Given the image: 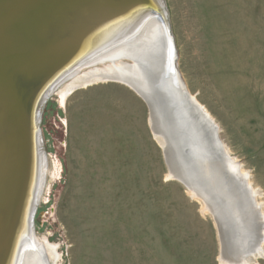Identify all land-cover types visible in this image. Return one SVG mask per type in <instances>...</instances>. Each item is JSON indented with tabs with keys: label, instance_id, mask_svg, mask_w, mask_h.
Wrapping results in <instances>:
<instances>
[{
	"label": "rangeland",
	"instance_id": "1",
	"mask_svg": "<svg viewBox=\"0 0 264 264\" xmlns=\"http://www.w3.org/2000/svg\"><path fill=\"white\" fill-rule=\"evenodd\" d=\"M161 3L175 39L176 71L249 176L258 201L246 193L260 203L254 210L260 220L264 0ZM86 71L58 83L40 123L46 153L32 240L47 264H221L214 217L170 175L146 100L120 81H78ZM73 80L76 88L63 102L60 92ZM260 227L256 219L254 229ZM47 244L57 246L56 262ZM250 261L264 264V243Z\"/></svg>",
	"mask_w": 264,
	"mask_h": 264
},
{
	"label": "bare ground",
	"instance_id": "2",
	"mask_svg": "<svg viewBox=\"0 0 264 264\" xmlns=\"http://www.w3.org/2000/svg\"><path fill=\"white\" fill-rule=\"evenodd\" d=\"M152 6L144 0H0V264H47L33 243L27 221L40 189L34 181L45 160L33 140L27 139L23 123L28 83L20 90H7L8 84L20 86L27 76H33L28 80L32 82L51 65L72 64L127 20L131 22L125 38L90 55L92 61L86 59L71 67L61 81L88 68L78 81L116 80L132 87L149 102L150 125L162 144L170 175L197 198L204 213L213 215L222 242L221 264H250L251 257L262 250L264 216L259 220L254 215L255 204L260 206L256 191L240 165L218 147L219 140L208 126L212 117L188 96L178 71L169 69L172 47L162 18L151 11ZM105 61L107 66L96 67ZM91 64L95 66L89 67ZM76 85L73 80L60 92L63 102ZM161 95L169 97L170 101L163 100L166 105L160 101ZM30 149L32 163L28 161ZM24 174L27 183L20 191ZM246 192L257 200L255 204ZM256 219L262 227L255 230ZM254 231L260 238L256 245ZM47 247L56 262L57 246Z\"/></svg>",
	"mask_w": 264,
	"mask_h": 264
},
{
	"label": "water",
	"instance_id": "3",
	"mask_svg": "<svg viewBox=\"0 0 264 264\" xmlns=\"http://www.w3.org/2000/svg\"><path fill=\"white\" fill-rule=\"evenodd\" d=\"M144 1H146L147 3L148 2L151 3L153 5L152 8H150L151 11L153 13H155L156 16L162 18L161 21L163 23L164 28L166 29L167 36L169 38V41H170V44H171V47H172V52H173L172 53V61L170 62V66L171 67L169 69L176 70L175 67L177 65L176 64L177 63V49H176V45H175V41H174L175 39H174V36H173V33H172L171 25H170V22H169V13H168V10H167V6H166V3H165V0H164L165 4H163V5L162 4L160 5L158 3V1H157V4L154 3L152 0H144ZM130 22H131V20L129 22L127 20V21L123 22L125 24L124 25L122 24L123 26H121L120 29L117 30V28H115L112 31V33L110 31V33L107 34L108 36H105L103 38V41H100L95 47H93V49L90 51L89 54H86L85 56H82L79 59L77 58L78 60H75L74 62H72V64H70V65L67 64V65H65L63 67L61 63H59V64L57 63V65H61V66L58 67L59 69L56 68V67L52 68V65H51L50 67H48L46 69H43L41 74H39L38 76L33 78L32 82H28V80L30 78H32L33 76L32 75L27 76V79L24 82H22L20 84V86L19 85L12 86L11 85L12 82L10 84H8V86H7L8 89L7 90H9L10 88L11 89L14 88V90H20L19 87H21L23 83H24V87H26V85L28 83V87H27L26 92H25V94H27V96H26V105H25V108H24L25 109V116L23 118V123H24L25 129L27 131V134H26L27 139L29 138V140H33L35 146L38 148V150L40 152H44L45 151V148L43 146V142L41 141V134L42 133H41V128H40V123H41V119H42L43 110H44V107H45V105H46V103L48 101V98L50 97L52 92L55 90V87H57L58 83L61 82V79H62L61 77L71 67L76 66V65L78 67V65L79 64L81 65V63L84 60H86V59L89 60L90 59L89 58L90 55H92L93 53H96V52H100L101 53V51H103L104 48L108 47L109 45L114 46V43L117 44L119 40H121L122 38H125V36H127L128 32H129V31H127L126 28L129 26ZM124 29H125V31H123ZM89 61H92V59L89 60ZM52 73H54V74H52ZM49 74L50 75L52 74V76L50 78H48ZM166 97H168V95ZM159 98H161L160 101L162 102V104H165V105H166V103H165L166 100L170 101L169 97L165 98V97H162V95L159 96ZM182 102H183V106H184V109H185L186 104H185L184 100H182ZM147 105L149 106V102L147 103ZM173 106L175 107V104H173ZM174 107H173V112L175 110ZM165 109L167 110V108H165ZM189 110L188 111H189L190 115L195 117L194 114L192 113V110L191 109H189ZM149 111H150V108H149ZM174 113H176V112H174ZM170 118L172 119V114L171 113H170ZM174 120H177L176 117H174ZM200 123L202 125V121ZM201 125H200V127H201ZM202 126H204V125H202ZM208 126H211L213 128V130H212L213 136H214V138L216 140H219V145L220 146L218 145V147L220 148V150L222 152L226 153L225 145L222 143V141H221L222 139H220L218 125L215 124L214 122H212L211 125H208ZM45 153H46V151H45ZM45 153H43V154L45 155ZM228 156H229V154H228ZM32 157H33V153H32V151L30 149L29 153H28V161L29 162L31 161V163H32ZM165 160H166V163H167L166 157H165ZM30 174H31V169H30ZM34 175L35 174H33V177H34ZM28 176H29V173H28ZM41 177H42L41 170H40V174H39V170H38V178L36 179V181H34L35 184H36V185H34L36 189H37V186L41 182L40 181ZM26 183H27V181L25 180V174H24V180L22 182L20 191L24 190V187H25ZM32 186H33V183H32ZM36 189H35V191H36ZM18 195H19V193H18ZM18 198H19V200H21V197L18 196ZM36 198H37V195L35 196V198L33 199V202L31 203V209H30V212L28 213V217H27L28 226L30 228L29 232L31 234L33 233L34 215H35V212L37 210L36 209V207H37V199ZM15 264H16V261H15Z\"/></svg>",
	"mask_w": 264,
	"mask_h": 264
}]
</instances>
